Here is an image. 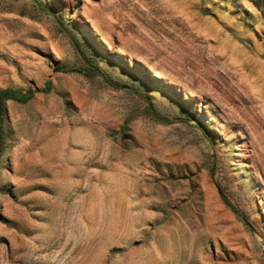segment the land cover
Masks as SVG:
<instances>
[{
	"label": "rangeland",
	"instance_id": "obj_1",
	"mask_svg": "<svg viewBox=\"0 0 264 264\" xmlns=\"http://www.w3.org/2000/svg\"><path fill=\"white\" fill-rule=\"evenodd\" d=\"M8 87L0 264H264V0H0Z\"/></svg>",
	"mask_w": 264,
	"mask_h": 264
},
{
	"label": "trees",
	"instance_id": "obj_2",
	"mask_svg": "<svg viewBox=\"0 0 264 264\" xmlns=\"http://www.w3.org/2000/svg\"><path fill=\"white\" fill-rule=\"evenodd\" d=\"M99 69V68H97ZM87 70V74L92 75L96 72V68L90 67ZM51 89V82L48 83V86L46 89H44V92H48ZM35 92L33 89L29 88L28 90H25L23 88H12L8 87L5 89L0 90V156L2 155V152L4 150V131H3V123L6 113V102L10 99L19 101V102H27L29 101L33 96Z\"/></svg>",
	"mask_w": 264,
	"mask_h": 264
}]
</instances>
